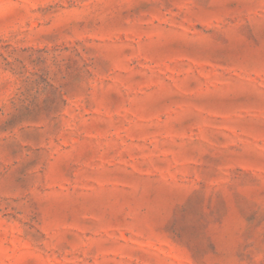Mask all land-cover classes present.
<instances>
[{
    "label": "rangeland",
    "instance_id": "1",
    "mask_svg": "<svg viewBox=\"0 0 264 264\" xmlns=\"http://www.w3.org/2000/svg\"><path fill=\"white\" fill-rule=\"evenodd\" d=\"M0 264H264V0H0Z\"/></svg>",
    "mask_w": 264,
    "mask_h": 264
}]
</instances>
